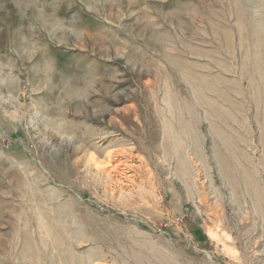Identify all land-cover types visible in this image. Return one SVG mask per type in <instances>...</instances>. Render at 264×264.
Segmentation results:
<instances>
[{
  "label": "rangeland",
  "instance_id": "obj_1",
  "mask_svg": "<svg viewBox=\"0 0 264 264\" xmlns=\"http://www.w3.org/2000/svg\"><path fill=\"white\" fill-rule=\"evenodd\" d=\"M0 264H264V0H0Z\"/></svg>",
  "mask_w": 264,
  "mask_h": 264
}]
</instances>
